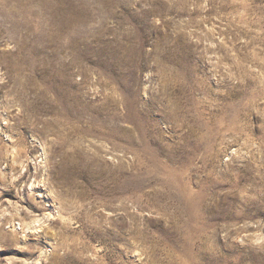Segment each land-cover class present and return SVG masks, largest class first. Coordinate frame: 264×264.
<instances>
[{
    "label": "rangeland",
    "instance_id": "obj_1",
    "mask_svg": "<svg viewBox=\"0 0 264 264\" xmlns=\"http://www.w3.org/2000/svg\"><path fill=\"white\" fill-rule=\"evenodd\" d=\"M0 264H264V0H0Z\"/></svg>",
    "mask_w": 264,
    "mask_h": 264
},
{
    "label": "bare ground",
    "instance_id": "obj_2",
    "mask_svg": "<svg viewBox=\"0 0 264 264\" xmlns=\"http://www.w3.org/2000/svg\"><path fill=\"white\" fill-rule=\"evenodd\" d=\"M39 222H40V220H36V221H35V223H37V224H38ZM27 226H28V225H27ZM28 228H30V227L28 226ZM30 229H31V228H30Z\"/></svg>",
    "mask_w": 264,
    "mask_h": 264
}]
</instances>
